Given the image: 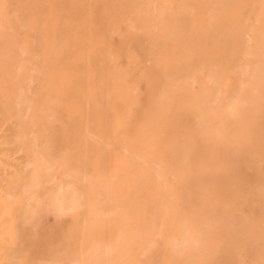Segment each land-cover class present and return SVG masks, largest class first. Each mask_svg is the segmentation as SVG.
Segmentation results:
<instances>
[{"label":"bare ground","instance_id":"obj_1","mask_svg":"<svg viewBox=\"0 0 264 264\" xmlns=\"http://www.w3.org/2000/svg\"><path fill=\"white\" fill-rule=\"evenodd\" d=\"M21 261L264 264V0H0Z\"/></svg>","mask_w":264,"mask_h":264},{"label":"snow or ice","instance_id":"obj_2","mask_svg":"<svg viewBox=\"0 0 264 264\" xmlns=\"http://www.w3.org/2000/svg\"><path fill=\"white\" fill-rule=\"evenodd\" d=\"M32 223L36 224L37 221H33ZM207 227L209 229H211L212 226L208 225ZM19 264H26V262L21 261V262H19ZM29 264H36V262H29ZM48 264H75V262H72V261H50V262H48Z\"/></svg>","mask_w":264,"mask_h":264},{"label":"rangeland","instance_id":"obj_3","mask_svg":"<svg viewBox=\"0 0 264 264\" xmlns=\"http://www.w3.org/2000/svg\"><path fill=\"white\" fill-rule=\"evenodd\" d=\"M44 223L46 226H53L55 224V217L53 215L45 217Z\"/></svg>","mask_w":264,"mask_h":264}]
</instances>
